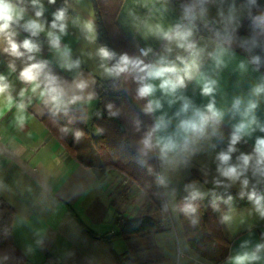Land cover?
Here are the masks:
<instances>
[{
	"label": "crops",
	"instance_id": "0c3cea01",
	"mask_svg": "<svg viewBox=\"0 0 264 264\" xmlns=\"http://www.w3.org/2000/svg\"><path fill=\"white\" fill-rule=\"evenodd\" d=\"M60 1L50 4L48 0H41L46 31L34 38L41 51L33 55L35 61H48L51 73L61 80L69 83L80 78L95 80L89 90L96 93V98L91 103L74 105L86 107L91 114L99 101L98 83L110 79L103 75L101 60L96 55L102 45L93 6L91 0H72L69 5L70 13L62 45L69 46L71 58L79 59L81 65L78 69L67 70L61 67V58L50 48L46 36L53 13L57 10L56 4ZM123 1L117 18L118 27L137 50L151 47L154 52H159L162 42L148 34V29L157 23L168 27L177 22L181 16L179 6L172 0ZM222 2L221 6L217 3V7H221V11L227 15L228 6L235 1ZM25 6V19L34 18L35 9L30 0H25ZM235 10L243 14L233 13L235 21L229 29L234 27L235 31H243L248 26L249 11L239 9L236 5ZM219 19L218 15L217 18L209 16L214 24H218ZM87 21L93 23L94 40L87 38L88 33L83 28ZM17 32V42L28 37V33L21 29H17ZM202 36L211 48L210 36ZM4 47L6 43L0 40V74L5 75L11 85L13 103L9 107L7 98L0 97V200L5 201L15 212L11 239L25 257V264H49L46 260L48 256L60 264H116L114 254L120 255L128 250L124 239L118 237L120 229L115 224L117 215L128 219L149 215L162 224L165 232L154 237L159 264H174L179 259L180 264H211L188 245L178 212V201L188 195L186 185L195 184L200 191L208 193L205 181L214 185V178L224 179L217 172V156L227 150L232 124L240 119L238 115L234 119L229 115L232 102L236 97H241L245 103L250 98L257 99L251 96V89L261 83L260 78L264 76L260 68L257 71V66L249 62L246 53L231 44L223 54L224 63L220 68H216L212 60H205V71L218 81L215 95L217 107L226 112L220 127L223 138L202 142L200 150L191 157L187 166L162 167L155 154L158 175H165L168 180L166 185L160 184L167 209V216H163L146 194L124 175L110 171L103 178H98L92 167L101 164V158L91 163L85 161L79 153L78 158L66 154L43 122L46 112L38 94H32L30 86L18 79L19 72L30 63L27 54L15 58L5 53ZM154 58L150 53L145 59ZM10 63L15 64V71L9 68ZM241 63H244V68L240 67ZM22 88H29L24 97L25 103L29 96L32 102L23 113H19L16 104L21 100L19 92ZM184 94L198 106L207 104L209 100L200 95V88L194 83L188 84ZM156 97H160L159 92ZM258 99L260 103L256 115L264 123V94ZM179 106L177 102L169 109L165 103L162 110L152 114L153 121L162 112L171 115ZM18 115L25 117L23 126L18 124ZM258 135L264 133L256 132L235 146L236 152L232 154L231 163H237L241 153H252ZM246 176L249 185L244 191L264 188V177H253L251 172L246 173ZM224 183L229 182L225 180ZM222 188L241 192L239 182ZM226 211L218 215L219 225L230 243L229 256L223 264H235L234 258L237 255L254 251L257 244H264V218L259 216L251 204L235 209L232 220L222 223L221 215ZM258 255L260 259L251 264H264V249Z\"/></svg>",
	"mask_w": 264,
	"mask_h": 264
},
{
	"label": "clouds",
	"instance_id": "9594fccd",
	"mask_svg": "<svg viewBox=\"0 0 264 264\" xmlns=\"http://www.w3.org/2000/svg\"><path fill=\"white\" fill-rule=\"evenodd\" d=\"M34 11V18L25 19L27 8L25 0H0V40L6 43L3 51L8 55L21 58L27 54L30 61L19 72L18 79L25 85L30 86L32 94H38L48 111L56 116L63 113L68 115L70 106L77 103H91L96 98V93L90 91V86L95 80L74 79L71 83L61 80L51 73L48 61H35L33 54L41 51L40 45L34 38H38L46 31V22L42 19L44 7L41 0H30ZM50 4H55L56 0H48ZM215 0H186L180 5L181 16L179 20L168 27L157 23L149 27L148 34L162 42L159 52L149 47L141 50L140 56H132L128 53L117 55L107 46L98 48L96 55L100 58V68L107 78L116 80L121 77L130 78L137 85L135 99L146 100L142 111L145 114H154L164 108V104L169 109L179 102L178 109L169 115L167 112L155 117L153 124L144 132L138 141L137 152L140 157L139 162L144 165L152 154H157L161 166H187L199 150L202 142L210 141L213 138L222 139L223 134L220 127L225 120L226 112L217 107L215 95L218 81L212 78L205 71V60L213 61L216 68H220L223 61V54L231 47L233 41L232 32L228 29L234 24L235 4L228 6L227 15L224 11L218 10V26L213 30L209 27L212 21L209 20V5ZM244 7L249 9L251 17V33L245 41L241 42L246 52H254L260 49L264 53V43L260 37L264 36V14L251 16V8L258 7L257 0H247ZM68 19V6L58 8L53 13V20L46 32L47 41L52 50L61 58V67L72 70L80 68L81 61L71 58V49L68 45H62V37L66 35ZM75 23V21H74ZM88 33V39H95L93 23L87 21L83 25ZM17 29L28 33V37L21 42H17ZM202 29L211 32L208 38L213 45L211 48L205 43V38L198 35ZM227 46V47H226ZM152 53L153 60L145 58ZM262 57L252 55L249 61L257 65L259 70ZM109 62H112L109 65ZM244 68V63H241ZM9 68L15 71V64L10 63ZM261 83L256 84L251 89V96L257 99H248L245 103L241 97H236L229 110V115L234 119L237 115L240 119L232 124L229 144L226 151H221L217 159L219 164L217 172L224 179L214 178L215 187H230L239 182L241 184L240 195H245L244 189L249 185L246 173L251 172L253 177H264V135L255 137L253 151L250 154L241 153L237 157V163H231L232 154L236 152V145L245 137H251L254 133H264V123H261L256 110L259 107V97L264 94V76ZM189 83H194L200 88V95L208 97V103L198 106L191 98L184 94ZM11 85L7 77L0 74V97H6L9 107L13 103L10 94ZM29 88H22L19 92L20 102L16 104L19 113H23L28 104L32 102L28 97L25 103L24 97ZM160 97H156V93ZM107 111L110 117L120 115V110L114 104H107ZM99 115V113H97ZM18 124L23 126L25 117L18 115ZM72 122L71 120L69 121ZM141 122L135 120L136 131H140ZM61 131L67 132V128ZM102 132L103 129H97ZM83 133L79 130L75 136L79 139ZM151 172V167L149 168ZM157 182L161 185L168 183L165 175H157ZM229 183L225 184L224 181ZM188 195L179 206V211L191 219V223H198V204L196 201L203 200L208 193L200 191L195 184L185 186ZM248 200L252 202L255 211L261 218H264V196L258 195L253 189L248 192ZM232 197L228 196L225 201L228 209L221 215L222 223H229L233 218L235 209L232 207ZM214 211H220L217 203L212 204ZM264 249V244H257L254 251L245 252L234 258L235 264H251L260 259L258 253Z\"/></svg>",
	"mask_w": 264,
	"mask_h": 264
},
{
	"label": "trees",
	"instance_id": "16d2710c",
	"mask_svg": "<svg viewBox=\"0 0 264 264\" xmlns=\"http://www.w3.org/2000/svg\"><path fill=\"white\" fill-rule=\"evenodd\" d=\"M71 1L67 0L68 15ZM172 1L181 9L178 0ZM234 1L242 5L247 3V0ZM91 3L100 44L115 51L117 55L128 53L132 56H140L139 50L131 45L117 25V18L124 1L91 0ZM257 4L258 7L251 8V16L264 14V0H257ZM63 6H65V0L56 4L57 9ZM250 25L251 17L245 30L232 32L233 41L231 44L236 48L240 49L237 46L236 37L242 35L248 37L251 33ZM217 26L218 24L214 23L209 25L213 30ZM200 34L211 36V32L207 29H202ZM260 39L264 43V36H261ZM240 50L244 52L242 49ZM111 63L109 62V65ZM136 87L137 85L130 78L125 79L124 77L99 82V101L94 112L90 114L86 107L72 105L67 116L63 113L53 116L44 106L46 114L43 122L48 131L63 146L66 154L72 157H76L75 132L77 130L81 131L83 135L86 134L89 120L92 126L103 129L102 136L95 142L102 157V164L99 167H92L97 177L101 179L110 170L120 172L146 194L151 204L163 216H167L164 197L156 179L158 170L155 154L150 155L146 164L142 165L139 162L138 141L154 121L152 114H145L142 111L147 101L135 99ZM116 88H120L118 92H111ZM109 103L114 104L120 110L119 116L110 117L108 115L106 106ZM137 119L141 122L140 131H136L135 120ZM62 128H67L68 131L65 133L61 131ZM150 167L151 172L149 171ZM205 184L209 189L208 194L203 200L195 202L198 204V223L193 225L191 219L179 211V206L184 202V198L178 201V212L190 248L211 264H223L229 256L230 243L222 232L218 215L228 209V204L225 203L228 196L232 197L231 204L234 209L251 205L252 202L248 200L247 195L250 191H244L245 195L241 197L239 191L215 187L206 181ZM255 191L258 195L264 196V188ZM214 202L219 205V212L213 210ZM14 217L13 209L5 201L0 200V264H25L26 262L25 257L14 246L11 239ZM115 224L120 229L118 237L124 239L128 245V250L125 253L114 254L116 264H159L154 237L165 232L159 221L149 215L134 219L117 215ZM80 225L84 227L81 223ZM84 230L91 235L85 227ZM46 260L49 264H60L50 256Z\"/></svg>",
	"mask_w": 264,
	"mask_h": 264
},
{
	"label": "rangeland",
	"instance_id": "374dc122",
	"mask_svg": "<svg viewBox=\"0 0 264 264\" xmlns=\"http://www.w3.org/2000/svg\"><path fill=\"white\" fill-rule=\"evenodd\" d=\"M178 1H179L180 4L186 2V0H178ZM222 1H226V0H215L214 3H212V4H210L208 6L209 7V14L208 15L210 17L217 18V9L221 10V7H219V6L217 7V3H219V5L221 6L224 3ZM234 3L236 5V7H238L239 9H244L247 12L249 11V9L247 7H244L245 5L239 4L237 2H234ZM235 12H236L235 14H237V15L238 14H243L240 11H237V10H235ZM119 89L120 88L113 89V90H111V92H118ZM97 129L98 128H96V127L91 125L90 120H89L87 133L82 135L79 139L76 138L75 148H76V157L77 158H78L77 155L79 153V155H81V157L85 161H88V162H91V163H96V160H98V158H101V161H102L101 152L97 148V146L95 145L96 140L99 139L102 136V132H98ZM101 164H102V162H101ZM101 164H99L97 166H94V167H99ZM110 171H115V170H110ZM110 171H108V172H110ZM116 172H118V171H116ZM118 173H120V172H118ZM174 264H180V259L176 260L174 262Z\"/></svg>",
	"mask_w": 264,
	"mask_h": 264
},
{
	"label": "water",
	"instance_id": "95a60500",
	"mask_svg": "<svg viewBox=\"0 0 264 264\" xmlns=\"http://www.w3.org/2000/svg\"><path fill=\"white\" fill-rule=\"evenodd\" d=\"M248 37L247 36H237L236 37V40H237V46L240 48V49H242L245 53H246V55L248 56V58L251 60V56L252 55H260L261 57H262V60H261V64H260V66H259V68L260 69H262L263 71H264V53H262L261 51H260V49H255L254 50V52H251V53H249V52H246L245 50H244V48L245 47H247V45H244L243 47H242V45H241V42L242 41H245L246 39H247ZM255 65V64H254ZM257 66V65H256ZM109 239H110V237H108Z\"/></svg>",
	"mask_w": 264,
	"mask_h": 264
},
{
	"label": "built area",
	"instance_id": "2783aa9c",
	"mask_svg": "<svg viewBox=\"0 0 264 264\" xmlns=\"http://www.w3.org/2000/svg\"><path fill=\"white\" fill-rule=\"evenodd\" d=\"M141 50H142V49H139L140 54H141Z\"/></svg>",
	"mask_w": 264,
	"mask_h": 264
}]
</instances>
